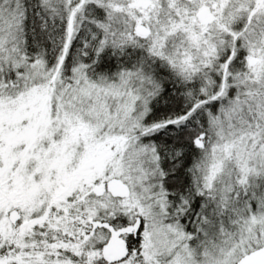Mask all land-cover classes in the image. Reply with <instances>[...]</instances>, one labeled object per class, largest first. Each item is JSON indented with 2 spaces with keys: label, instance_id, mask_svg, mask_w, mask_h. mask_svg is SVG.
I'll list each match as a JSON object with an SVG mask.
<instances>
[{
  "label": "snow or ice",
  "instance_id": "1",
  "mask_svg": "<svg viewBox=\"0 0 264 264\" xmlns=\"http://www.w3.org/2000/svg\"><path fill=\"white\" fill-rule=\"evenodd\" d=\"M0 264H264V0H0Z\"/></svg>",
  "mask_w": 264,
  "mask_h": 264
}]
</instances>
